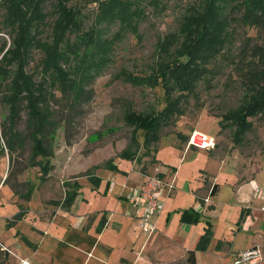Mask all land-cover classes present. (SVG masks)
Segmentation results:
<instances>
[{
  "label": "trees",
  "instance_id": "16d2710c",
  "mask_svg": "<svg viewBox=\"0 0 264 264\" xmlns=\"http://www.w3.org/2000/svg\"><path fill=\"white\" fill-rule=\"evenodd\" d=\"M96 1L99 11L86 26L87 15L78 0L75 4H70V0H0V104L8 111L0 121L3 131L0 148L4 149V143L14 154L18 147L24 146L27 135L18 128V123L25 110L32 156L47 158L41 168L43 177L51 168V146L56 132L63 126L61 121H71L61 106L75 110L88 102L92 90L89 92L87 86L111 62L113 41L103 37L105 28L118 21L117 35L128 27L136 29L139 18L145 16V9H138L140 0ZM193 2L184 7L178 28L158 38L157 58L150 73L136 74L122 69L113 77L136 86L162 85L166 98L162 109L137 111L129 105L125 110L124 121L132 132L129 144L120 153L123 159L139 161L142 148L144 155L152 150L160 140L162 129L183 113L182 99L193 93L199 81L213 71L211 64L227 48L230 51L228 46L233 42L236 25L257 26L263 31L264 40V0ZM51 15L55 18L50 23ZM250 41L247 38L233 60L238 64L239 57L244 93L238 105L227 109L220 119L221 128H234L233 139L238 144L246 140L249 132H255L256 119L264 121V42L253 46L250 57L246 49ZM36 49L42 52V57L29 69ZM140 129L145 131L143 141L138 138ZM107 166L116 169L112 160ZM90 178L99 180L95 175ZM77 191L68 188L65 203L70 204ZM30 196L29 189L24 197ZM208 241L209 231L201 237L197 249H205ZM188 261L197 264L195 250L189 251Z\"/></svg>",
  "mask_w": 264,
  "mask_h": 264
},
{
  "label": "crops",
  "instance_id": "0c3cea01",
  "mask_svg": "<svg viewBox=\"0 0 264 264\" xmlns=\"http://www.w3.org/2000/svg\"><path fill=\"white\" fill-rule=\"evenodd\" d=\"M191 131L183 136L186 146L174 141L177 157L163 162L157 151L161 176L174 179L176 187L169 196L161 195L165 203L152 216L158 228L152 234L139 228L141 203L124 187L144 178L128 168L129 159L114 162L116 169L108 167L97 181L90 177L73 181L67 189L77 188L74 200L67 204L64 196L51 201L52 209L38 196L27 198L23 207L4 183L0 264L21 259L31 264H162L191 250L196 251L197 264H222L234 263L237 252L263 246L264 197L255 188L264 184V149L250 157L238 151L222 156L215 151L217 146L188 147ZM208 231L206 248L198 250Z\"/></svg>",
  "mask_w": 264,
  "mask_h": 264
},
{
  "label": "rangeland",
  "instance_id": "374dc122",
  "mask_svg": "<svg viewBox=\"0 0 264 264\" xmlns=\"http://www.w3.org/2000/svg\"><path fill=\"white\" fill-rule=\"evenodd\" d=\"M70 1V4L77 2V0ZM78 2L83 13L87 15L85 24L88 26L93 22L95 13L99 11V2L96 0H78ZM189 3L194 2L193 0H140L137 3L138 9H145V16L139 18L136 29L128 27L116 35L119 29L118 21L105 28L103 37L113 41L111 62L100 69L87 86L89 92L92 90V97L88 102L76 107L75 110H71L67 105L61 106L64 114L70 115L71 121H61L63 126L56 132V138L53 140L51 146L53 154L49 157L51 168L45 177L41 168L47 158L41 155L35 158L32 156L31 140L25 127L27 114L25 110L22 112L18 128L26 132L27 140L24 146L18 147L14 154L7 145V149L0 148V181L3 180L0 186V190L2 188L0 198L9 185L24 207V202L27 201L24 196L30 189L29 199L32 196L41 197L47 208L52 209V203L62 200L65 196L67 189L65 181L72 183L75 180L89 178L91 175L101 176L102 172L108 169L109 160L125 162L120 153L129 144L132 132L131 127L124 121L125 110L129 105L137 111L150 110L152 107L162 109L166 105V98L162 85L155 88L136 86L123 79L114 80L113 77L122 69L136 74L150 73L157 58L158 38L178 28L180 15ZM54 18L51 15L48 18L49 22L51 23ZM102 26L105 27V24L103 23ZM6 38L10 40L9 36ZM247 38L251 39L248 43L249 47L246 48L250 57L253 46L264 42L263 31L257 26L236 25L233 42L228 46L230 51L227 48L224 55L211 64L213 71L199 81L193 93L182 99L183 113L175 116L162 129L160 140L153 145L152 150L144 155L145 149L142 148L139 152L142 159L128 160V168L143 173V177L154 173L156 168L162 171L157 163L159 161L157 151L163 162L170 161L173 155L177 157L174 141L179 142L180 147L184 143L186 146L187 142L183 136H187L189 131L195 128L218 140L215 151L222 156L238 151L244 157H250L264 149L263 120L256 119L255 132L253 131V134L249 132L246 140L240 144L233 139V127L221 128L220 125L221 114L237 106L244 93L240 81L243 72L240 69L239 57L236 58L238 64L233 60L244 47ZM32 57L29 69L39 62L42 52L36 49ZM57 94L61 95V92L58 91ZM7 113V108L0 104V121ZM0 131L3 133L1 125ZM144 133V129L139 130L140 141L144 140ZM38 161L41 163L38 164ZM4 183L7 186L2 187ZM110 206L115 207L113 203ZM262 245L264 250V241ZM3 246L2 244L1 248L7 250ZM162 264H189L188 254ZM212 264L220 263L212 262ZM222 264L234 263L232 261ZM258 264H264V258Z\"/></svg>",
  "mask_w": 264,
  "mask_h": 264
},
{
  "label": "built area",
  "instance_id": "2783aa9c",
  "mask_svg": "<svg viewBox=\"0 0 264 264\" xmlns=\"http://www.w3.org/2000/svg\"><path fill=\"white\" fill-rule=\"evenodd\" d=\"M3 145L6 148L4 143ZM216 146V139L200 130L193 129L189 134L188 147L210 149ZM175 186L174 179H164L161 176V170L159 168H156L154 173L145 175L141 183L124 185V187L129 190V193L136 196L141 203L142 210L138 215V226L143 232L152 234L157 231V224L152 219V216L158 214L164 206L165 200L161 198V195L164 194L166 197L169 196L175 189ZM255 192L262 194L264 197V184L262 186H257ZM128 213L129 212H126V215H128ZM3 248L7 249L5 246H3ZM262 259L263 248L259 245H255L237 252L234 258V264H258ZM17 264H31V262L28 259H21Z\"/></svg>",
  "mask_w": 264,
  "mask_h": 264
}]
</instances>
